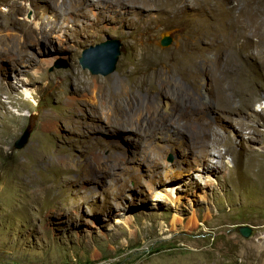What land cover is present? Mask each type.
Here are the masks:
<instances>
[{
    "label": "rangeland",
    "instance_id": "rangeland-1",
    "mask_svg": "<svg viewBox=\"0 0 264 264\" xmlns=\"http://www.w3.org/2000/svg\"><path fill=\"white\" fill-rule=\"evenodd\" d=\"M263 236L264 0H0V264H264Z\"/></svg>",
    "mask_w": 264,
    "mask_h": 264
},
{
    "label": "water",
    "instance_id": "water-1",
    "mask_svg": "<svg viewBox=\"0 0 264 264\" xmlns=\"http://www.w3.org/2000/svg\"><path fill=\"white\" fill-rule=\"evenodd\" d=\"M119 47L120 42L117 39H108L103 43L89 46L82 51L79 64L92 74L106 75L114 70ZM57 66H65V62L59 61ZM30 133L31 127L28 125L14 141L13 146L18 149L22 148L28 142ZM237 230L243 237H248L251 234V228L248 226H239Z\"/></svg>",
    "mask_w": 264,
    "mask_h": 264
},
{
    "label": "bare ground",
    "instance_id": "bare-ground-1",
    "mask_svg": "<svg viewBox=\"0 0 264 264\" xmlns=\"http://www.w3.org/2000/svg\"><path fill=\"white\" fill-rule=\"evenodd\" d=\"M201 159H203V160H204V158H203V157H201ZM263 238H264V236H263Z\"/></svg>",
    "mask_w": 264,
    "mask_h": 264
}]
</instances>
